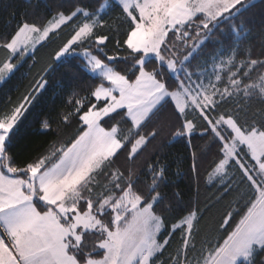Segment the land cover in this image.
I'll return each mask as SVG.
<instances>
[{
    "label": "snow or ice",
    "instance_id": "obj_1",
    "mask_svg": "<svg viewBox=\"0 0 264 264\" xmlns=\"http://www.w3.org/2000/svg\"><path fill=\"white\" fill-rule=\"evenodd\" d=\"M24 4L31 13L0 33V91L71 32L0 105V264H264V0ZM116 11L120 24H109ZM74 63L67 91L55 73ZM82 80L92 83L78 91ZM29 117L50 139L24 160L15 149ZM197 139L201 157L215 151L206 210L166 192L181 173L160 142ZM201 157L191 152L197 183ZM225 200L218 225L205 226Z\"/></svg>",
    "mask_w": 264,
    "mask_h": 264
},
{
    "label": "trees",
    "instance_id": "obj_2",
    "mask_svg": "<svg viewBox=\"0 0 264 264\" xmlns=\"http://www.w3.org/2000/svg\"><path fill=\"white\" fill-rule=\"evenodd\" d=\"M31 13L32 9H26L24 0H0V33L4 31H10L5 27V22L11 18L12 15L19 16L20 13L24 11ZM45 9L41 5L37 9L36 15L40 16L43 14ZM258 11V10H257ZM119 12H113L111 18L108 19L109 24L119 25L120 21L117 19ZM31 19V16L29 17ZM100 32L106 31V29L99 30ZM71 32V29L63 32L61 37L48 44V46L40 48L37 53L36 60H28L27 64L21 69L20 73L17 75V78L13 79L12 83L9 85L8 89L5 91H0V105H4L8 96L11 97V102H15L21 94L28 88L34 77L46 64L52 63V56L56 49L66 40ZM121 39H123V28L121 29ZM259 43V41H255ZM0 57H2V50H0ZM27 59V58H26ZM53 68L55 64L53 63ZM77 72L76 64L70 66H65L58 69L55 73V80L64 82L65 89L71 91L72 89L68 88V83L72 82V75ZM27 77V78H25ZM53 81H50L52 83ZM92 83L91 80H82L76 81L73 85L79 84V89H86ZM19 90L16 91L15 89ZM55 93H50L49 101L51 96ZM57 108L54 111L60 110L61 101H56ZM34 122V117H29L28 121L25 123L24 127L21 129V133L18 139V145L15 151L23 157L24 160L34 159L37 155L40 154L42 150L46 149V145L49 142V137H41L33 135L35 128L31 127ZM74 133V126L72 128H67L62 133V136L70 137ZM163 144L164 154L168 157L169 162L172 164V172L175 173L179 171L181 174L179 176L173 175L171 177L172 186L166 189V192L169 196L174 192H179L182 194V198L185 202L189 200L197 201L201 209H205L206 205L212 203V198L215 195L216 189L208 190V187L203 182V177L205 171L212 164L215 159V151L212 154H205L201 157L200 147L204 144V141L199 139L194 140L192 147L190 148L184 141L177 140L170 144L161 141ZM196 151L198 157V164L200 165V181L197 183L193 178L189 176V168L191 165V152ZM123 160V158H121ZM179 166V168L177 167ZM230 200H225L220 204H217L212 208L211 212L208 213L207 218L204 222V225H212L215 227L218 225L221 217L224 215L225 211L228 208ZM231 223V221H230ZM220 236H223L224 233H219Z\"/></svg>",
    "mask_w": 264,
    "mask_h": 264
}]
</instances>
